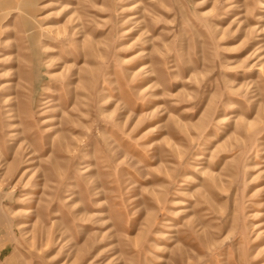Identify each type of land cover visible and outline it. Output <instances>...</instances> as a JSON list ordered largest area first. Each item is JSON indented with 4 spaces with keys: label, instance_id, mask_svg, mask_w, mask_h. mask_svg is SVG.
<instances>
[{
    "label": "rangeland",
    "instance_id": "rangeland-1",
    "mask_svg": "<svg viewBox=\"0 0 264 264\" xmlns=\"http://www.w3.org/2000/svg\"><path fill=\"white\" fill-rule=\"evenodd\" d=\"M0 264H264V0H0Z\"/></svg>",
    "mask_w": 264,
    "mask_h": 264
}]
</instances>
